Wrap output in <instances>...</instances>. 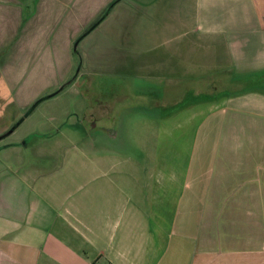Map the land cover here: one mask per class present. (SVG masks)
<instances>
[{
  "label": "crops",
  "instance_id": "crops-1",
  "mask_svg": "<svg viewBox=\"0 0 264 264\" xmlns=\"http://www.w3.org/2000/svg\"><path fill=\"white\" fill-rule=\"evenodd\" d=\"M83 30L91 73L158 110L98 107L103 134L52 166L8 117L70 76ZM0 264H264V0H0Z\"/></svg>",
  "mask_w": 264,
  "mask_h": 264
},
{
  "label": "rangeland",
  "instance_id": "rangeland-1",
  "mask_svg": "<svg viewBox=\"0 0 264 264\" xmlns=\"http://www.w3.org/2000/svg\"><path fill=\"white\" fill-rule=\"evenodd\" d=\"M16 1L27 7H32L34 2V0ZM29 10L23 9L25 12ZM22 17L24 18L26 15ZM35 17L37 18L34 19L35 23L33 24L35 43H40L39 46L42 47V44L47 41L46 44L50 48L49 54L58 56V52L62 51L60 46L62 41L57 36V34L60 35V32L57 31L58 27L43 21L39 14ZM84 31L79 32L78 36H75L70 43L69 61L72 69H70V76L61 81L63 74H57L53 79L52 86L46 89L44 94L36 96L25 108L20 106L19 109L10 112L11 116L8 117V120L13 121L10 129L13 126L14 128L4 139L13 141L23 138L25 145L29 146V149L26 150L29 153L38 151L53 153L54 158L57 159L52 160V166L56 164L57 160H59L58 166L74 165V159L68 160L66 164L63 156L66 153L74 154L77 146L81 145L80 138L83 136V130L84 135L103 134L105 128L93 126L94 115H96L98 107L114 108L115 113L110 111V114L114 113L118 119L127 109L136 106L142 105L149 109L152 100L158 96L155 90L147 89L143 82L139 85L138 80L134 82V80L122 77L105 78L93 75L86 61L89 57L83 56L84 49L91 42L89 39L85 42L79 40L81 35L86 32ZM131 82L136 83L134 88L143 87L144 93L142 91V94H139L134 91V94H129L126 90L133 88ZM146 91L150 92L146 93ZM36 101L37 103L33 106ZM151 110L157 111L158 109ZM105 112L109 113V111ZM20 141L23 142L22 139Z\"/></svg>",
  "mask_w": 264,
  "mask_h": 264
},
{
  "label": "water",
  "instance_id": "water-1",
  "mask_svg": "<svg viewBox=\"0 0 264 264\" xmlns=\"http://www.w3.org/2000/svg\"><path fill=\"white\" fill-rule=\"evenodd\" d=\"M86 33V32H85ZM37 101H39V100H37ZM37 101L33 104V106L37 103Z\"/></svg>",
  "mask_w": 264,
  "mask_h": 264
}]
</instances>
